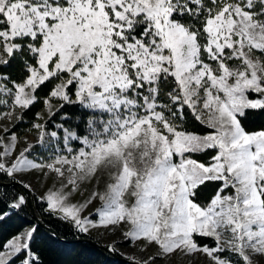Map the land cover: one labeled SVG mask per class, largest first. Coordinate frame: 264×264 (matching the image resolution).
Instances as JSON below:
<instances>
[{
  "label": "snow or ice",
  "instance_id": "1",
  "mask_svg": "<svg viewBox=\"0 0 264 264\" xmlns=\"http://www.w3.org/2000/svg\"><path fill=\"white\" fill-rule=\"evenodd\" d=\"M37 103L48 120L66 105L87 114L49 131L36 113L19 152L15 132L0 135V175L41 212L84 234L123 226L154 249L132 264H264V125L247 123L264 115V0H0V117L22 122ZM33 171L58 186L35 197L21 179ZM31 203L0 189V221ZM37 234L0 243V264H43Z\"/></svg>",
  "mask_w": 264,
  "mask_h": 264
},
{
  "label": "trees",
  "instance_id": "2",
  "mask_svg": "<svg viewBox=\"0 0 264 264\" xmlns=\"http://www.w3.org/2000/svg\"><path fill=\"white\" fill-rule=\"evenodd\" d=\"M46 93L42 92L41 96ZM44 108L42 103H37L30 111H28L24 119L26 124L35 120L36 113ZM67 114L70 118L69 121L65 122L61 117L63 114ZM87 119V114L84 110L78 106L66 105L65 108L61 109L55 117H52L48 122H64L69 126H77L82 129L84 127V121ZM248 126L251 129L259 128L264 125V115L253 114L248 120ZM25 124V123H24ZM51 125V124H50ZM54 126V125H51ZM190 130H201V126L194 120L189 119L188 125ZM18 125L13 128L16 131ZM68 127V126H67ZM20 127H18L17 134H20ZM196 158L207 160L206 154H200ZM0 181L11 182V180L5 176L0 175ZM0 189L8 193H23L22 187L14 185H0ZM215 185H209L204 193V199L214 194ZM24 194V193H23ZM29 199L32 201L26 212L13 214L10 218L5 221H0V243H3L6 239L12 235L20 232L24 227L35 224L38 227V234L34 242V249L38 252L41 257L43 264H132V261L123 260L120 256L115 258L107 249L101 246H95L88 241H77V242H65L73 241L77 239H92L98 241L88 234L78 232L72 225L56 218L55 216L41 212V205H39L32 194L28 193ZM35 197H37L35 195ZM33 214L48 227L52 228L55 234H53L48 228L41 224H37L33 218ZM211 245V241H208ZM108 248L107 245H104Z\"/></svg>",
  "mask_w": 264,
  "mask_h": 264
},
{
  "label": "rangeland",
  "instance_id": "3",
  "mask_svg": "<svg viewBox=\"0 0 264 264\" xmlns=\"http://www.w3.org/2000/svg\"><path fill=\"white\" fill-rule=\"evenodd\" d=\"M39 112L44 113L45 119L46 120L48 119L47 113H46L44 108L42 110H40ZM35 122H38L36 120V118H35V120L28 122L26 124L25 119H23V121L20 122V121H17L15 119V117H13L11 120H9L6 117H0V135L3 134L4 128H8L12 132H15L16 135L19 137V144L17 147V152H19V151L23 150L25 147H27L28 143H35V141L37 139V132L35 129H32V124ZM60 123H64V122H61V121H59V122H55V121L48 122L49 131L56 130L55 127L51 126V125L60 124ZM64 124L66 127L69 126L66 123H64ZM15 125H18V127H20L19 128V129H21L20 134H17V132H16V131H18V127H17L16 131L13 130ZM25 141H27V143H25ZM72 146L75 148V147H78L79 145L76 142H73ZM32 155L37 159H42V158L47 159L50 157L51 153H49L48 151H46L43 148L38 147L33 152ZM21 179H23V181L25 183H28L32 186V188L34 189V193L36 194L37 197L43 195L54 184H56L58 186V182H57L54 174H51L50 176H45L44 174H42L40 172L33 171L31 173H27V174L23 175L21 177ZM106 180H107V177L105 176L100 181L99 186H100L101 190H103L104 183L106 182ZM95 187H96L95 181H93L91 184H85L82 187L81 191L74 196V201L84 203L88 199L90 193L95 189ZM98 206H99V201L94 202L92 205L89 206V208L85 211L84 214L88 215L89 213H93L95 208ZM93 219H97V217L93 216ZM30 226H32V225L24 227L21 231H23L25 228H28ZM124 231H125V228L123 226L117 227V228H115V230L112 227H109V228L98 227L96 229H92L88 233V235L93 237L94 239H97L98 241H96V242L99 244V246H101L103 248L105 247L104 245L109 246V245L114 244L116 249H117V251L114 253L118 257H119V255L124 257V259H126V257H127L131 261H132L131 258H133V257L136 259L146 258V256L148 254H150L152 251H154V249H149L147 253L141 251V245L139 243H132V242L128 241L127 239H125V237L123 236ZM89 240H92V239H89ZM105 248H107V247H105ZM107 250L109 251L108 248H107ZM128 259H127V261H129ZM192 264H208V262H207L206 258H204V257H196V258H193Z\"/></svg>",
  "mask_w": 264,
  "mask_h": 264
},
{
  "label": "water",
  "instance_id": "4",
  "mask_svg": "<svg viewBox=\"0 0 264 264\" xmlns=\"http://www.w3.org/2000/svg\"><path fill=\"white\" fill-rule=\"evenodd\" d=\"M13 184H15V183H13V181L12 182H2V181H0V185L2 186V185H13ZM23 190H24V193L26 194V195H28V192L23 188ZM33 217H34V219H35V221L38 223V224H41V225H43L44 227H46V228H48L53 234H55L56 236H57V234H56V232L52 229V228H50V227H48L46 224H44V223H42L34 214H33ZM58 238H60L59 236H57ZM65 242H68V243H71V242H77V241H88L89 243H91V244H93V245H95V246H99V244L96 242V241H93V240H89V239H77V240H73V241H67V240H64ZM105 248V247H104ZM105 249H107V248H105ZM115 258H119L114 252H111V251H109ZM124 260H126L127 261V259H124Z\"/></svg>",
  "mask_w": 264,
  "mask_h": 264
}]
</instances>
